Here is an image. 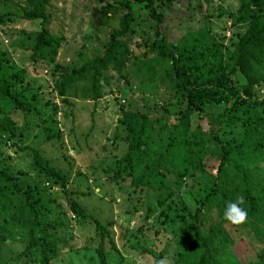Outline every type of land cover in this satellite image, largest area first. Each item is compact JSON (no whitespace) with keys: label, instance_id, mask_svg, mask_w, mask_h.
Instances as JSON below:
<instances>
[{"label":"trees","instance_id":"1","mask_svg":"<svg viewBox=\"0 0 264 264\" xmlns=\"http://www.w3.org/2000/svg\"><path fill=\"white\" fill-rule=\"evenodd\" d=\"M21 1L0 0V27L36 21V30L20 31L10 45L29 51L33 71L52 70L43 95L0 49V97L7 100L0 101V264H54L79 248L93 263L110 264L112 222L74 199L93 192L85 177V192L68 187L74 160L63 152L60 167L36 146L19 145L35 127L42 140L65 149L57 113L66 107L73 117L75 98L95 107L107 71L139 97L119 107L125 148L103 171L109 182L151 199L137 228L163 241L159 249L144 238L128 246L150 254L151 264L166 255L171 264H264V0H236L227 13L233 35L210 40L196 32L225 13L213 0H95L98 12H120L117 26L99 53L72 64L55 60L64 35L52 0ZM144 90L157 92L158 103L148 107ZM7 145L30 151L27 169L9 162ZM50 188L64 203L46 194ZM241 195L248 218L233 225L223 212ZM155 212L158 221L148 222ZM73 222L87 233L80 245Z\"/></svg>","mask_w":264,"mask_h":264},{"label":"rangeland","instance_id":"2","mask_svg":"<svg viewBox=\"0 0 264 264\" xmlns=\"http://www.w3.org/2000/svg\"><path fill=\"white\" fill-rule=\"evenodd\" d=\"M12 5L21 6V0H8ZM216 5H220L225 13L220 16L212 17L208 25H202L196 32L200 34L204 40H210L212 37L224 35L228 37L233 32L229 27V18L227 13L232 12L236 5V0H213ZM10 5V4H9ZM97 5L95 0H52L51 12L53 18L58 21L60 29L64 35L57 48L55 60L61 64L73 63L79 58L99 53L101 46L107 39L109 30L115 28L118 22L120 12L101 13L94 9ZM200 26L201 23L196 26ZM37 29L36 21H17L8 24L6 28L0 27V49H6L9 57L17 65L26 69V78L30 82L40 83L41 92L47 94L48 88L46 83H50L48 78L49 72L52 70L48 67L42 69L36 66L33 71L28 63L29 51L20 47L10 45L21 34L33 32ZM107 83L101 80L102 97L95 103L90 100H82L79 98L72 99L73 117L64 115L67 108L63 107L57 113L58 123L62 128V138L65 149H60L53 143V140H42L36 135V129L33 128V135H29L19 145H34L48 159L53 160L57 166L64 167L66 161H63L61 153L69 155L75 163L71 166V181L68 187L71 190L78 189L85 192V184L83 177L86 178L90 189L85 195L74 193V199L78 200L90 214H93L101 222L111 221L110 234L114 241L115 249L106 248V253L110 264H151L152 256L150 254L140 253L132 250L130 242L146 239L150 246L159 249L162 240L153 239L152 231L139 232L138 225L142 224V215L147 203H151V199L145 197L144 192H139L127 184L115 185L107 179L104 168L112 163L114 156H119L125 148L123 141L124 132L120 124V105L124 104L130 97H139L138 91H132L124 84V81L117 77L112 71L104 73ZM131 82V81H130ZM147 96V106L150 107L154 103H158V93L147 90L143 91ZM2 104L6 105L7 100L0 97ZM54 101L59 103L57 97ZM207 109H216V106H208ZM92 111V115H91ZM39 137V138H38ZM5 151L8 155L9 162L16 167L27 169L30 161V151L15 150L14 147L6 146ZM113 156V157H112ZM76 169L81 175H76ZM34 176V173L31 172ZM46 194L54 196L57 200L64 203L61 192L52 188ZM186 198V197H185ZM73 213L68 212L71 220L75 218ZM157 212L154 217L147 221H158ZM146 224V222H144ZM71 233L77 245L83 242V238L87 233L82 232V228L75 222L72 223ZM169 229V228H165ZM140 233V234H138ZM93 234V232L89 233ZM142 234V235H141ZM170 236V233H169ZM94 245L96 242L93 243ZM83 256V249L65 252L54 259V264H96L92 258ZM165 258L171 262L168 255Z\"/></svg>","mask_w":264,"mask_h":264},{"label":"clouds","instance_id":"3","mask_svg":"<svg viewBox=\"0 0 264 264\" xmlns=\"http://www.w3.org/2000/svg\"><path fill=\"white\" fill-rule=\"evenodd\" d=\"M244 203L245 198L243 195L238 196L234 201L227 202L223 212L224 220L233 225L245 223L248 218V213L244 208L241 207V205ZM138 264H140L139 261ZM155 264H171V262L168 260V258H163L156 261Z\"/></svg>","mask_w":264,"mask_h":264}]
</instances>
